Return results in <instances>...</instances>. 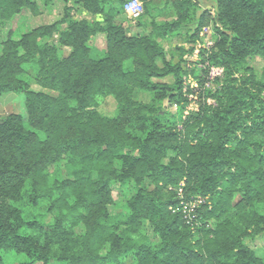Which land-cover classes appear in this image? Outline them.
Listing matches in <instances>:
<instances>
[{"label":"trees","instance_id":"trees-1","mask_svg":"<svg viewBox=\"0 0 264 264\" xmlns=\"http://www.w3.org/2000/svg\"><path fill=\"white\" fill-rule=\"evenodd\" d=\"M58 1L0 0V24ZM60 1L0 40V94L23 95L28 125L0 116V264H264V0H140L134 35L125 0ZM208 25L199 68L222 72L177 128L194 68L162 40L184 29L193 47Z\"/></svg>","mask_w":264,"mask_h":264},{"label":"rangeland","instance_id":"rangeland-1","mask_svg":"<svg viewBox=\"0 0 264 264\" xmlns=\"http://www.w3.org/2000/svg\"><path fill=\"white\" fill-rule=\"evenodd\" d=\"M158 2L160 5H162L163 0H158ZM54 4L55 5H53L49 9L48 8L42 9L41 16L39 15L37 17H34L30 12L23 11L22 15L18 16L13 22L0 24V40L4 39L9 31L16 32L17 34H19L25 31L27 28H30L31 26L38 24L39 22L54 21V19L57 18L59 14H61L63 7V4L60 0ZM71 4L72 3H70V5ZM206 4L208 3L202 5L205 6ZM123 13H124L122 18L123 24L129 29L130 34L134 35L136 33H140L143 29H145L146 31L150 29V25H148L149 21L145 17L138 20L127 15L124 11ZM163 14L168 16L169 12L167 10H163ZM73 17L75 19L92 18L90 15L84 13L83 11H77V9L75 8H74ZM138 24H143V26ZM56 37L57 35L54 36V39ZM215 40H216V36L214 35L213 28L211 25L202 27L199 30L198 35L195 38V43L193 47H191V43H188V41L186 40L184 29L176 31L175 33L168 35L165 39L162 40V43L165 49L167 50L173 51L177 47H183L184 49L188 50L186 59L190 60L191 69L194 68L193 69L194 74L189 73V75L185 79V86L188 89L191 88L194 89V92L186 93L188 94L189 101L185 103L184 108L181 111L182 116H179L178 119L176 120L177 128L182 126L185 118L191 117L192 113L198 111L200 104H202L201 102H203L204 99L205 93L203 91L207 89H212L214 87V82H215L214 79L220 77L221 75V73L219 72L217 74L211 75V72L209 70L203 72L201 71L202 69L199 68L202 65V63L200 62L201 58H199L198 56L199 51L201 50L209 51L214 45ZM100 41L101 38L94 37L92 38L91 43L97 44ZM190 49L192 50L190 51ZM252 64L256 68H259L264 64V59L257 56L253 57ZM216 68L220 69V67H216ZM166 80L168 82H171V78H167ZM29 83L32 86V88L39 89L37 86L34 85L32 79L29 80ZM138 98L142 101H148L150 96L148 93L144 92V93H139ZM114 105H115L114 101L111 98H108L102 103L100 109L103 112L111 113L114 109ZM176 110L177 109H174V107H169V111L171 112H177ZM10 112L20 113L23 117V122L25 126H28L23 95L21 93L8 92V93L0 94V116H3ZM171 187L176 189V193L178 197L180 196V198H182V192H183L182 186L179 185V186H171ZM114 195L116 198L115 193ZM188 204L190 206L194 205L192 203H188ZM261 244H262L261 240H256L251 242L250 246L253 247L254 249H260ZM2 255L6 264H18L20 260L19 256H17L12 252H3ZM50 264H56V263L52 261Z\"/></svg>","mask_w":264,"mask_h":264},{"label":"built area","instance_id":"built-area-1","mask_svg":"<svg viewBox=\"0 0 264 264\" xmlns=\"http://www.w3.org/2000/svg\"><path fill=\"white\" fill-rule=\"evenodd\" d=\"M143 10H144V8H143L142 2L140 0H126L123 3V11L127 15H129L135 19H137L143 13ZM209 71L211 72V75H214V74H217L218 72L221 73L222 69L216 68L214 66H209ZM193 206H190L188 203H186L181 208V211L187 220H189V218L191 217V212H192Z\"/></svg>","mask_w":264,"mask_h":264}]
</instances>
